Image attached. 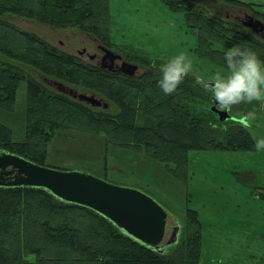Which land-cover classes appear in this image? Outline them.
Instances as JSON below:
<instances>
[{
  "label": "trees",
  "instance_id": "1",
  "mask_svg": "<svg viewBox=\"0 0 264 264\" xmlns=\"http://www.w3.org/2000/svg\"><path fill=\"white\" fill-rule=\"evenodd\" d=\"M162 1L185 14L199 58L225 68V50L239 44L264 62V40L239 21L218 17L194 0ZM7 16L110 40L109 0H0V54L8 59L0 61V105L12 108L19 82L28 80L27 140L14 141L10 128L0 123L1 154L46 167L47 146L57 133H103L108 144L143 152L185 179L192 150H255L247 128L221 123L214 111H192L187 103L193 98H209L193 78L187 76L173 94L165 95L158 87L156 63L144 61L150 70L139 77L112 73L51 45ZM22 65L77 91L89 89L108 98L120 112L107 113L46 86ZM187 220L186 239L179 235L176 242L155 249L99 212L63 201L45 188L0 186V264H200L202 224L195 211H188Z\"/></svg>",
  "mask_w": 264,
  "mask_h": 264
},
{
  "label": "rangeland",
  "instance_id": "2",
  "mask_svg": "<svg viewBox=\"0 0 264 264\" xmlns=\"http://www.w3.org/2000/svg\"><path fill=\"white\" fill-rule=\"evenodd\" d=\"M194 1L230 21L244 19L246 14L264 21V0ZM109 11L110 40L100 42L137 65L139 76L150 70L144 61L154 62L155 67H159L180 53L192 61L193 71L188 76L197 83L225 70L194 53L197 38L188 27L185 14L172 10L164 1L109 0ZM6 18L73 55L93 54L90 41L99 39L39 20L20 16ZM5 60L8 59L0 54V61ZM22 66L36 80L52 87L48 84L52 79L29 65ZM87 90L78 91L92 95ZM202 91L209 98L201 95L187 104L196 115L212 114L211 93L204 88ZM27 98L28 80L24 79L15 90L13 107L0 105V123L10 128L13 140L20 143L27 140ZM98 98L109 103L105 112H120L114 101L101 95ZM249 112L255 113V120L247 130L254 140L264 138L262 102L234 106L230 113L234 120L220 121L241 125L238 122L241 116ZM213 116L219 119L218 114ZM47 148L46 167L91 174L147 194L170 215L171 229L180 228L179 235L184 239L188 236L187 213L195 211L202 224L200 264H264V151L192 150L188 153L187 175L181 179L164 162L143 152L108 144L103 133L64 130L52 138Z\"/></svg>",
  "mask_w": 264,
  "mask_h": 264
},
{
  "label": "water",
  "instance_id": "3",
  "mask_svg": "<svg viewBox=\"0 0 264 264\" xmlns=\"http://www.w3.org/2000/svg\"><path fill=\"white\" fill-rule=\"evenodd\" d=\"M239 22L264 40V21L246 14ZM105 50V61L116 65V60H120L114 71L131 77L139 74L137 65L124 62L108 48ZM48 84L93 108H109L108 102L94 94L80 93L56 81ZM212 111L221 121L234 120L230 113L218 111L215 103ZM0 186L45 188L63 201L99 212L131 237L155 249L174 243L179 237V228L171 229L170 215L153 198L137 189L117 186L91 174L40 166L22 157L2 153Z\"/></svg>",
  "mask_w": 264,
  "mask_h": 264
},
{
  "label": "clouds",
  "instance_id": "4",
  "mask_svg": "<svg viewBox=\"0 0 264 264\" xmlns=\"http://www.w3.org/2000/svg\"><path fill=\"white\" fill-rule=\"evenodd\" d=\"M223 59L224 71L198 81L205 91L211 93L217 110L231 113L233 107L240 104L264 103V62L256 52L237 44L225 50ZM192 71V61L183 53L177 54L159 66L158 87L165 95H171ZM254 120L255 113L249 112L238 122L248 128ZM254 149L264 151V138L254 141Z\"/></svg>",
  "mask_w": 264,
  "mask_h": 264
},
{
  "label": "flooded vegetation",
  "instance_id": "5",
  "mask_svg": "<svg viewBox=\"0 0 264 264\" xmlns=\"http://www.w3.org/2000/svg\"><path fill=\"white\" fill-rule=\"evenodd\" d=\"M90 44L92 45L93 47V51L94 53L91 54V53H79L78 56H80L83 60L87 61L89 64H92V65H95L99 68H102L104 70H107V71H110L112 73H117L116 71L114 70H117L119 64H120V60H116V65H112L113 63L111 61H105V56L107 55L106 53V50L105 48H108L110 49L111 51H113V49H111L109 46H106V45H103L100 41H98L97 39H91L90 41ZM114 53H116L118 56L121 57V59L124 61V62H127V63H130V64H133L129 61H126L121 55L120 53L116 52V51H113ZM88 58V60L86 59ZM117 74H120V73H117ZM124 75V74H123ZM131 77V76H129ZM135 77H139V74ZM48 82V81H47ZM49 83L50 84H54L55 81L53 80H49ZM180 233V228H179V231Z\"/></svg>",
  "mask_w": 264,
  "mask_h": 264
}]
</instances>
